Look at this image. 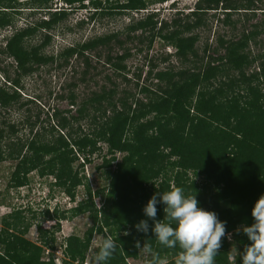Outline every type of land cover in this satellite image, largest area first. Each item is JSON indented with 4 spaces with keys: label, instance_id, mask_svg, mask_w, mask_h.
<instances>
[{
    "label": "trees",
    "instance_id": "obj_1",
    "mask_svg": "<svg viewBox=\"0 0 264 264\" xmlns=\"http://www.w3.org/2000/svg\"><path fill=\"white\" fill-rule=\"evenodd\" d=\"M50 1L0 0L1 29L14 27L15 16L21 13L18 6L26 10L43 7L50 16L15 29L7 38L2 52L13 60L16 77H7L8 87L0 88V116L24 106L19 94L21 79L56 59L63 62L58 67L67 65L70 59L82 64L81 70L73 69V77L79 75L73 84L77 87L97 76L92 74L96 66L89 54L96 49L110 43L121 49V54L115 56L107 51L103 62L113 73L125 71L124 62L132 56L131 50L124 48V42L132 41L133 37L126 35L122 42L117 33L64 48L56 58L45 54L49 31L66 13L62 8L51 11ZM61 1L69 6H83L86 0ZM257 1L263 0H198L188 14L176 10L167 21L160 20L157 12H144L148 7L146 0H126L121 7L124 10L146 13L126 31H140L144 37L139 43L145 39L148 48L156 38L173 48L180 68L158 70L152 66V70H158L152 74L149 71L150 79L155 80L152 88L146 82L140 85V75L135 74L138 91L134 93L128 88L119 90L109 74L104 73L111 87L104 83L89 96L83 91L84 97H70L69 103L78 106L75 116L53 109L46 120L49 129L43 130L48 135L36 131L22 141L14 138L15 124L0 120V162L15 161L10 177L13 188L26 186L29 173L36 171L40 177H53L56 186L62 187L74 201L75 190L82 183L83 165L91 164L95 154L100 156L98 143L106 147L101 157L105 160L103 169L108 168L104 172L106 186L95 191L87 189L84 199L60 213L45 211L43 220L54 224L50 230L37 224L40 244L26 239L31 222L22 210L4 216L0 227V264H56L52 252L54 234L59 231V222L71 215H87L90 226L81 236L69 235L63 239L60 264H85L94 233L100 235V241L102 237L116 241L117 248L107 264H128L127 260L140 255L142 259L148 258L150 264V258L135 247L137 241L142 246L148 239L151 240L146 242L152 244L166 264H174L178 248L159 246L151 230L145 235L134 228L140 220H148L143 213L147 201L173 187H181L186 195L195 192L198 207L215 212L220 220L227 222L226 237L222 238L215 264H233L232 247L242 252L250 243L242 232L237 234V229L253 223L251 208L264 194V47L256 54L250 49V44L258 47V38L264 35V17L251 29L242 25L241 35L236 38H219V48L214 50L216 58L202 60L199 66L194 60L198 38L191 33L201 27L208 11L221 10L226 23L235 11H254L252 6ZM98 10L95 7L92 13ZM40 33H44V41L27 46V40ZM96 56L99 60L100 54L96 52ZM254 64H258L257 71H251ZM123 80L128 81L124 76ZM136 93L144 95L146 100L136 98ZM78 120L87 121V128L80 129L79 125L74 129ZM36 121L26 124L30 133ZM78 159L82 160L81 171L72 168ZM94 198L100 207L92 201ZM162 209L163 205L158 204V220L163 219ZM148 224L151 229L152 221L148 220ZM97 248L93 250L94 258ZM236 264H240L239 257Z\"/></svg>",
    "mask_w": 264,
    "mask_h": 264
},
{
    "label": "rangeland",
    "instance_id": "obj_2",
    "mask_svg": "<svg viewBox=\"0 0 264 264\" xmlns=\"http://www.w3.org/2000/svg\"><path fill=\"white\" fill-rule=\"evenodd\" d=\"M24 0H16V2ZM148 7L144 12H157L160 20L169 21L174 14V11H181L183 15L188 14L194 9L195 3L198 0H175L174 3L171 0L157 3L156 0H146ZM235 0H233L234 2ZM126 0H86L83 6L73 4L69 6L61 0H52L49 2L51 11H58L59 9H65V15L56 23L55 27L49 31L47 44L45 46V54L51 55L54 58L64 49L74 44L82 43L86 40L93 39L95 37H103L110 34L117 33L118 38L124 42L126 35L133 37L132 41L124 42V48L131 50L132 56L128 58L124 64L126 69L122 73H113L112 69L103 65L106 59L107 51L111 56H115L116 53L121 54V49L114 43H110L107 47L98 48L96 52L100 54L98 60L96 52L91 54V60L93 66H96V70L92 72L93 75H97L93 80H89L83 85L75 87L73 84L78 80L77 77H73L74 67L77 70H81L82 64H78L74 59H70L67 65L58 67L57 65L63 64L61 60L56 59L54 63L40 67L33 75L26 76L21 79L20 96L21 102H24V106L20 110H10L7 113H2L0 120L2 122L15 124L17 127V133L14 138L22 139V141L32 137L36 131L42 132L45 128L49 129L47 125V117L52 114L53 109L60 111H66V115L75 116L77 105L72 106L70 97L82 96L81 92L85 91V95L89 96L91 91H97L98 88L105 83L107 88L111 87V84L104 79V73L109 74L113 82L118 85L119 90L128 88L132 93L137 92L135 83V74L140 75L139 84L147 83L152 88L155 80L150 79L149 71L155 73L158 70L165 68L179 67L180 63L174 57L173 48L164 45L156 38L151 47H147V41L143 39V43H139V39L144 35L141 32L126 31V29L133 24L134 21L145 15L146 13H140L132 11H126L121 8L125 4ZM252 8L254 11H235L230 14L226 23L223 22L225 16L221 10L208 11L202 18V25L198 29L192 31L191 34L197 35L196 51L197 57L195 61L196 66L201 64V61L206 62L209 57L216 58L217 54L215 49L219 48V38L228 40L229 38H236L237 35H241V30L244 25L247 29H251V26L258 24L264 17V0L262 2H254ZM20 14L15 16L14 27H6L0 29V88L8 87L7 77L12 79L16 77L14 70V62L11 58H8L3 52L1 45V37L9 36L15 29L23 28L29 23H37L41 20L48 19L50 16L47 13V9L43 7L37 10H26L23 6H18ZM22 7V8H21ZM98 7L97 13L91 11ZM220 8V7H219ZM31 11H34L30 13ZM247 16H244V15ZM248 18V19H247ZM122 34V35H121ZM44 33L37 34L29 41L27 40V46L32 47L38 45L44 41ZM260 44L258 47H254L250 44V49L253 53H257L264 47V35L258 38ZM207 48L206 53H204ZM78 65V68L76 67ZM152 66H156L157 69H151ZM258 64H254L251 67V71H257ZM99 73V75H98ZM123 76L128 81L123 80ZM91 76H89V79ZM78 84V83H77ZM80 94V95H79ZM136 98L140 100H146V97L142 94L136 93ZM28 97L30 99H28ZM39 115L37 121L36 118ZM3 118V119H2ZM36 121V127L30 133L29 123ZM87 121H77L74 125V129H77L80 125V129H86ZM8 129V128H7ZM6 129V130H7ZM44 132V131H43ZM48 135L47 132H44ZM101 148L100 156L95 154L91 164H84L82 171L80 165L82 160H77L73 165V169L80 170V175L83 176L82 183L75 190L74 201H71L69 197L64 193L63 188L57 187L53 177H40L36 171H32L28 175V184L26 186L13 188L10 185L11 173L15 167V161L3 160L0 162V227L1 220L4 216L11 213L14 210H22L25 217L31 222L28 232L25 237L27 240L40 244L39 237L36 231L37 224H40L43 229L50 230L54 224L53 221L43 220V214L48 211L50 214L57 210L59 213L74 206L77 202L84 199V194L87 189L95 191L107 185L105 177V170L103 164L105 160H102L101 155L106 151L105 145L98 143ZM109 156L106 157V161ZM119 159V156L117 157ZM115 163H112L114 165ZM63 187L66 186L65 182H61ZM97 207H100L99 201L92 199ZM90 226L87 215H71L69 219L59 222V231L55 236V244L53 256L56 264H60L63 257L62 242L63 239L69 235L81 236L83 232ZM100 243V235L94 233L92 236L89 251L86 254L85 264H94V249ZM47 253V251H46ZM45 253V254H46ZM49 258L50 255H44ZM139 257L127 260L128 264H148V258L143 259Z\"/></svg>",
    "mask_w": 264,
    "mask_h": 264
},
{
    "label": "clouds",
    "instance_id": "obj_3",
    "mask_svg": "<svg viewBox=\"0 0 264 264\" xmlns=\"http://www.w3.org/2000/svg\"><path fill=\"white\" fill-rule=\"evenodd\" d=\"M27 1H20V3ZM171 2L174 3L175 0ZM9 36L1 37L3 47ZM198 203L195 192L186 195L181 187H173L163 193L158 192L147 201L143 208L144 216L152 221L151 229L148 220L144 219L135 224L134 228L145 235L151 230L159 246L167 249L178 248L174 264H215L222 238L226 237L227 222L220 220L215 212L198 207ZM158 204L163 205V219L159 220L157 219ZM250 215L253 223L237 229V234L242 232L250 243L242 252L235 246L232 247L233 264H236L238 257L240 264H264V194L255 201ZM124 234L128 235L127 232ZM150 240H145L142 246L137 241L135 247L150 258V264H166L152 244L146 242ZM116 248L114 239L102 237L95 254L94 264H107Z\"/></svg>",
    "mask_w": 264,
    "mask_h": 264
}]
</instances>
